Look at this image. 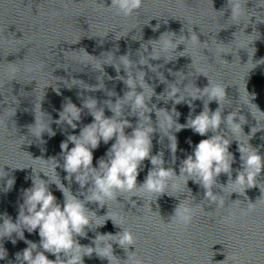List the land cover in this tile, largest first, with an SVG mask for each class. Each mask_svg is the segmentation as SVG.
Instances as JSON below:
<instances>
[{
	"label": "clouds",
	"instance_id": "obj_1",
	"mask_svg": "<svg viewBox=\"0 0 264 264\" xmlns=\"http://www.w3.org/2000/svg\"><path fill=\"white\" fill-rule=\"evenodd\" d=\"M143 0H111L110 8H115L118 15L130 16L135 11L142 7ZM155 30V29H154ZM165 35H162L161 50H167L168 48H177L180 42L173 41L172 39L164 40ZM195 38V37H193ZM155 49L150 54L152 59H159V56L153 55ZM127 67L131 66V61L127 56L120 57ZM143 62V59L140 61ZM144 74L139 73L138 77L129 78L125 81L129 89V92L125 94L123 99H127L132 102V109L135 112L137 109H144L145 114L153 111V108H149L147 101L145 100L144 89L149 87L143 79ZM137 81L139 86L143 89L142 92H136ZM150 88V87H149ZM208 96L209 100H220L226 95L225 89L220 85L205 87L202 91ZM178 90L173 89L172 94L177 95ZM151 96L148 98L150 99ZM199 98V96L193 97V99ZM119 102V101H118ZM118 102L116 104H118ZM176 103H180V100H176ZM96 101L93 100V104ZM93 104L87 105L89 108ZM191 107V104L189 105ZM155 107V106H153ZM257 107V106H256ZM258 109V107H257ZM259 112H261L258 109ZM165 112V120L160 119L159 113ZM172 112H175L173 108ZM264 113V112H261ZM66 116V121L76 128V124L73 120L80 119V109L74 104L69 103L64 107L63 112L60 113V118ZM177 116L179 113H176ZM94 116V122L86 126L79 137L72 135L68 137L67 141L61 142L60 148L64 155L63 168L68 173L65 177L71 181L73 174L75 180L83 188L89 182L91 187L88 189V194L84 200L79 199L73 195L69 188L65 187L61 182L56 183L57 187L61 190L64 196V203L61 206L57 203L56 197L49 190L47 182L36 177L33 181L31 188L24 190V203L19 208V213L16 222L14 223L10 217L5 215L3 223L0 224V238L11 237L13 233H16L20 239H24L23 229H27L29 233L35 232L38 229L40 239L39 247L43 251L38 250L36 243L25 240L28 247L22 252L16 253V258L21 264H84L83 257L85 255L91 257L95 252L101 259L106 258L109 264H121V261L113 254V248L110 241H116L119 245L126 250L128 258L126 264H145V261L138 257L136 251H127L129 246H135L136 237L134 234L123 229L121 233L113 235L111 233L98 235L93 243L95 248L91 246H83L77 240V236H86L85 228L89 227L94 222L93 217H98L94 212L89 211L85 207L86 202L98 203L100 207H104L108 201H116L118 196L127 194V200L135 206V201L131 198L133 196H139L140 191H144L149 194H157V197L167 193L166 189L169 187L170 182H174L181 177H188L184 180V187L187 188V182L191 179L195 183H198L205 189V200L210 204H215L216 209L223 208L225 201L223 195L214 193L213 188L217 185L216 178L221 173H226L229 176V184L243 188V192L232 191L231 193H239L243 195L245 190L257 186L256 178L264 169V157L251 147L245 156V149L239 145L238 151L242 154L241 160L243 161V171H240L235 179L231 178L232 168L231 165L234 162L233 155L229 152V145L231 140L225 138L224 135L216 134L207 139H202L194 148L193 154L187 156L182 161L180 167V175H176L172 168H165L163 154L150 156L152 140L151 134L155 131L151 125V119L148 115L147 120L150 122L148 127H141L140 122L138 126L133 130L131 135H125V127H131L129 121L122 120L117 121L113 118H105L103 111L99 110ZM236 113H231L226 118L229 131L235 133L240 131L243 133L241 127L246 123L243 116L239 117V123L235 122ZM158 118V127L165 126V122L169 130L173 123V117L168 111L159 109L156 111ZM140 117V116H139ZM224 122L222 119L221 111L218 109L210 114V110L205 105L204 110L196 115L195 118L189 117L186 124L175 123L177 127L176 132L184 128H191L195 133L201 136H205L209 131L213 133L217 132L221 124ZM49 135H55L54 132L48 127ZM44 131H41L39 135ZM256 133V132H255ZM253 128L251 129V134ZM244 134V133H243ZM113 137L116 138V142L106 153L107 159L100 158L98 161V167H93V149L98 148L101 139L104 143H108ZM169 138V137H168ZM173 140H170V151L175 158L177 151V139L172 134ZM72 142L75 146L69 150L68 142ZM190 142V141H189ZM150 158L151 164L154 166L149 170L144 182L138 186L137 177L139 175L140 166L142 162ZM54 160V158L49 159ZM57 162L53 168L56 174ZM0 177L6 175L4 169H0ZM44 173V172H43ZM47 176V173H44ZM57 176V174H56ZM58 178V177H57ZM9 181L11 186L9 187ZM60 181V180H59ZM15 183L14 179L7 181L8 188H11ZM173 187H178L175 183ZM246 186V187H245ZM225 187V188H226ZM188 189V188H187ZM190 192V189H188ZM229 193V195L231 194ZM169 195V194H168ZM237 201V200H236ZM254 209V203H249L246 210H241L243 215L251 213ZM201 211L204 208L200 207ZM196 213V208L185 203V199L182 200L174 210V215L170 219V223H174L177 226H182L185 230L192 224ZM91 214V215H90ZM108 212L106 215L107 216ZM101 217V216H99ZM111 220L110 217L104 221L103 224L97 226H103L107 220ZM222 222L230 223L231 215L222 217ZM23 226V227H21ZM121 227V226H120ZM14 245L16 240L11 241ZM86 249L87 251H83ZM45 252L53 254L56 258L49 259ZM7 256L6 249L0 246V260L5 259ZM63 256V259L61 258Z\"/></svg>",
	"mask_w": 264,
	"mask_h": 264
},
{
	"label": "water",
	"instance_id": "obj_2",
	"mask_svg": "<svg viewBox=\"0 0 264 264\" xmlns=\"http://www.w3.org/2000/svg\"><path fill=\"white\" fill-rule=\"evenodd\" d=\"M237 175L231 176L233 181ZM228 181L229 177L216 181L213 188L214 193L223 195V208L216 209L215 204L208 203L205 189L200 187L112 217L121 227L110 219L103 226L97 225L105 220L92 224L85 228L86 236H77L76 240L83 246L95 248L93 241L98 235H116L125 229L136 237V248L129 246L127 251H136L145 264H264V169L256 178L257 186L246 189L243 195L231 193L234 190L243 192V188L232 184L226 187ZM184 199L196 208L192 224L186 230L170 223L175 208ZM249 203H254V209L243 215L241 210H246ZM201 206L204 211L200 210ZM229 215L231 222H222V217ZM110 243L113 254L121 264H126V250L116 241ZM36 244L38 250L43 251L40 242ZM25 248L7 253L0 264H21L16 253ZM45 255L49 259L56 258L51 253L45 252ZM83 260L84 264H109L95 252L91 257L85 255Z\"/></svg>",
	"mask_w": 264,
	"mask_h": 264
}]
</instances>
